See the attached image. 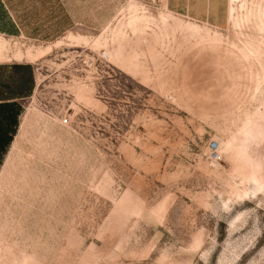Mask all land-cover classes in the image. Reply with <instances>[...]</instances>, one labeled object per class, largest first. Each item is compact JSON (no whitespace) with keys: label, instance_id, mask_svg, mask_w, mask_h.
Segmentation results:
<instances>
[{"label":"rangeland","instance_id":"374dc122","mask_svg":"<svg viewBox=\"0 0 264 264\" xmlns=\"http://www.w3.org/2000/svg\"><path fill=\"white\" fill-rule=\"evenodd\" d=\"M210 4L0 37V264H264V0Z\"/></svg>","mask_w":264,"mask_h":264},{"label":"crops","instance_id":"0c3cea01","mask_svg":"<svg viewBox=\"0 0 264 264\" xmlns=\"http://www.w3.org/2000/svg\"><path fill=\"white\" fill-rule=\"evenodd\" d=\"M163 3L168 13L188 19H209L219 17L220 10L214 7L213 3L218 0H159ZM227 2L228 0H224ZM29 1L24 0H0V37L18 38L24 35V28L32 32V24L28 23L31 18H55V6L59 0H37L33 2L38 8L36 15L24 11ZM52 4V5H51ZM42 12V13H41ZM38 14V15H37ZM26 19V23L24 22ZM28 19V20H27ZM197 21V20H195ZM28 28V29H27ZM5 39V38H4Z\"/></svg>","mask_w":264,"mask_h":264},{"label":"built area","instance_id":"2783aa9c","mask_svg":"<svg viewBox=\"0 0 264 264\" xmlns=\"http://www.w3.org/2000/svg\"><path fill=\"white\" fill-rule=\"evenodd\" d=\"M210 150L214 153H216L217 151V145L215 143H211L210 144Z\"/></svg>","mask_w":264,"mask_h":264}]
</instances>
